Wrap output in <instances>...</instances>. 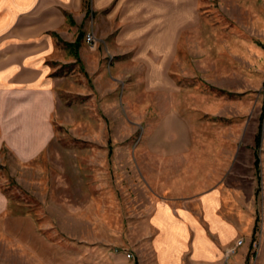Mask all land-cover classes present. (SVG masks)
<instances>
[{"label":"rangeland","instance_id":"374dc122","mask_svg":"<svg viewBox=\"0 0 264 264\" xmlns=\"http://www.w3.org/2000/svg\"><path fill=\"white\" fill-rule=\"evenodd\" d=\"M160 1L157 44L175 41L173 86L84 34L106 79L61 65L47 150L26 164L5 155L0 264H137L149 254L155 202L175 189L201 191L217 169L254 181L255 233L234 260L264 264V0ZM110 62L125 67L114 76ZM169 141L190 149L164 157Z\"/></svg>","mask_w":264,"mask_h":264},{"label":"crops","instance_id":"0c3cea01","mask_svg":"<svg viewBox=\"0 0 264 264\" xmlns=\"http://www.w3.org/2000/svg\"><path fill=\"white\" fill-rule=\"evenodd\" d=\"M162 5L160 0H0V165L5 155L26 164L47 150L55 135L61 65L78 63L85 77L106 79L99 47L85 43L87 32L97 41L109 40L112 58L132 54L130 69L155 71L164 87L173 86L169 69L175 41L157 44ZM110 65L114 76L125 67ZM183 141L166 142L162 155L189 150ZM215 171L202 177L207 184L201 191L175 189L155 202L148 221L153 230L149 254L139 255L137 264H236L234 254L227 260L225 254L239 238L241 246L252 238L247 210L255 185L228 169ZM6 208L0 190V213Z\"/></svg>","mask_w":264,"mask_h":264},{"label":"built area","instance_id":"2783aa9c","mask_svg":"<svg viewBox=\"0 0 264 264\" xmlns=\"http://www.w3.org/2000/svg\"><path fill=\"white\" fill-rule=\"evenodd\" d=\"M92 39H93V37H92L90 34L87 35V36L85 37V41H86L87 43H90V42L92 41ZM242 243H243L242 239H238V240L236 241L235 246L229 248V249L226 251V254H225V258H226V260L228 259L229 256L235 254V252H236V248L239 247V246H241ZM125 256H126V258L130 259L131 256H132V254L126 252V253H125Z\"/></svg>","mask_w":264,"mask_h":264},{"label":"trees","instance_id":"16d2710c","mask_svg":"<svg viewBox=\"0 0 264 264\" xmlns=\"http://www.w3.org/2000/svg\"><path fill=\"white\" fill-rule=\"evenodd\" d=\"M257 142H258V139H257ZM254 233H255V229H254V231H253V236H254Z\"/></svg>","mask_w":264,"mask_h":264}]
</instances>
